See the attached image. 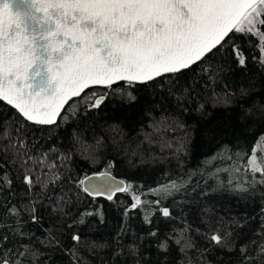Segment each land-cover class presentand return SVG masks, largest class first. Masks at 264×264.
Masks as SVG:
<instances>
[{
  "label": "trees",
  "instance_id": "obj_1",
  "mask_svg": "<svg viewBox=\"0 0 264 264\" xmlns=\"http://www.w3.org/2000/svg\"><path fill=\"white\" fill-rule=\"evenodd\" d=\"M235 43L248 58L243 68L227 59L228 45L203 64L179 74V79L169 76L131 86L120 81L114 89L121 91L108 90L110 95L100 109H89L74 98L69 101L72 107L66 105L68 110L62 113L66 121L27 124L26 149L22 151L38 160L55 162L60 179L45 191L37 185L27 193L17 179V166L7 157L0 164V170L13 179L10 189H0V235L7 232L17 247L28 245L26 264H245L239 249L258 241L262 234L264 185L249 187L246 193L232 188L251 179L244 171L246 159L237 160L236 153L246 157L264 135V65L253 59L258 50L252 40L238 37ZM93 90L98 94L105 91L99 87ZM242 90L248 94L242 95ZM129 92L136 97L131 104L126 99ZM213 93L221 103L213 106L209 102L198 109ZM226 94L228 101L224 103ZM14 112L0 101V118ZM174 122L183 127H174ZM148 134H152L151 144L145 139ZM181 141H186V147L176 153ZM162 142L172 147L161 150ZM221 153L232 159H213ZM233 162L241 171L233 173L230 186L228 172L218 173L219 180L213 173ZM30 166L36 173L47 171L31 162ZM104 170L131 183L143 200H160L161 206L171 211V218L157 213L148 224L139 209L125 217V207L131 204L126 194L118 193L113 201L103 197L93 200L77 187L85 175ZM173 181L181 187L171 195L149 191ZM30 202L37 208L38 224L23 211ZM12 205L21 209V216L5 213ZM89 211L101 212L103 222L93 215L78 223ZM209 222L214 227L222 225V232L233 233L231 251L205 239ZM10 228L26 235H16ZM150 231H156L157 236H149ZM49 233L54 237L51 243ZM74 234L81 236L80 243L71 239ZM181 235L192 245L183 251L175 242ZM161 243H166V251L160 248ZM133 246L135 254L130 252ZM252 256L261 264L258 250Z\"/></svg>",
  "mask_w": 264,
  "mask_h": 264
},
{
  "label": "snow or ice",
  "instance_id": "obj_2",
  "mask_svg": "<svg viewBox=\"0 0 264 264\" xmlns=\"http://www.w3.org/2000/svg\"><path fill=\"white\" fill-rule=\"evenodd\" d=\"M238 37L253 41L252 46L258 50V57L253 59L264 65V0H0V101L15 110L10 116L0 118V164L7 157L17 166V179L27 193L37 185L41 191L47 190L60 179L55 171L57 165L22 151L26 149L27 124L55 125L60 119L66 121L67 116L62 113L68 110L66 105L72 107L69 101L74 98L83 101L89 109H100L110 95L108 90L121 91L114 89L120 81L131 86L169 76L179 79V74L203 64L228 45L227 59L243 68L248 58L235 43ZM97 87L105 91L98 94L93 90ZM241 94L247 95L248 90H242ZM126 99L129 104L136 101L130 92ZM227 101L226 94L223 102ZM209 102L216 106L221 98L213 93L198 109ZM173 126L183 127L177 122ZM151 135L145 137L150 144ZM171 147L169 142L161 143V150ZM185 147L186 141H181L176 153ZM213 159L232 157L221 153ZM236 159H246L243 167L251 179L237 183L233 191L246 193L249 187L264 185V135L250 154L245 157L236 153ZM30 162L47 171L36 173ZM111 167L109 162L107 168ZM222 171L229 173L231 186L233 173H239L241 168L233 162L228 168H217L213 175L219 180L217 174ZM12 184L9 174L0 170V189H10ZM77 187L93 200L103 197L113 201L118 193L126 194L131 204L125 207V217L137 209L144 212V222L148 224L154 214L172 216L160 200H143L131 183L117 181L109 170L85 175ZM180 187L173 181L149 191L153 195H171ZM23 211L29 214L33 224L40 222L34 203L25 204ZM5 213L13 217L22 215L15 205L7 207ZM261 213L264 214V208ZM93 215L100 216L103 222L101 212L89 211L81 215L78 223H84V216ZM233 223L243 227L238 221ZM221 227L209 222L205 239L231 251L233 233L222 232ZM9 231L21 237L26 235L16 228ZM261 233L258 241L239 249L245 264H256L252 256L256 250L264 264V224ZM148 235L155 237L157 232L150 231ZM53 239L49 233V242ZM71 239L81 242L79 234ZM175 242L182 251L192 246L182 235ZM160 248L166 251V243H161ZM130 252L135 254V246ZM29 255L28 245L17 247L7 232L0 235V264H26Z\"/></svg>",
  "mask_w": 264,
  "mask_h": 264
},
{
  "label": "water",
  "instance_id": "obj_3",
  "mask_svg": "<svg viewBox=\"0 0 264 264\" xmlns=\"http://www.w3.org/2000/svg\"><path fill=\"white\" fill-rule=\"evenodd\" d=\"M4 102V101H3ZM5 104H7L6 102H4ZM8 105V104H7ZM10 106V105H9ZM11 107V106H10ZM98 172H100V171H97V172H93V173H90V174H87V175H93V174H95V173H98ZM112 175V174H111ZM117 181H119V180H122V179H120V178H118V177H116V176H114V175H112Z\"/></svg>",
  "mask_w": 264,
  "mask_h": 264
}]
</instances>
